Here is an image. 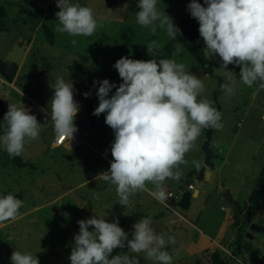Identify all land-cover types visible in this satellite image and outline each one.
Wrapping results in <instances>:
<instances>
[{"label":"rangeland","instance_id":"rangeland-1","mask_svg":"<svg viewBox=\"0 0 264 264\" xmlns=\"http://www.w3.org/2000/svg\"><path fill=\"white\" fill-rule=\"evenodd\" d=\"M21 1L23 5L20 6L25 8L23 12H19L18 4L11 7L8 0H0L1 53L6 49L8 60L16 63L23 54L25 45L30 42L22 58L21 76L15 81V86L3 85L2 89L7 90L8 94L0 95L1 106L8 110V104L15 102L20 105V102H25L33 106L38 104L44 109L47 106L50 108L56 78L68 77L73 82L74 99L79 104V112L74 118L78 129L76 134L94 148L103 150L105 147L110 150L114 134L104 123L106 114L96 116L94 123H86L88 115L84 109V95L81 92L85 80L69 73L68 65L81 55L96 59L92 75L88 79L92 81L106 74L122 56L135 58L148 55L146 45L152 40L158 43V53L161 52L169 38L159 27L153 35L148 28L135 22V13L140 10L137 7L138 0H112L114 4L110 8L105 6L106 0H70V3L91 7L98 21L100 17H107V20L103 21L104 27L89 37H72L55 31V13L59 11L57 6L53 7L56 5L55 0ZM201 1L203 4V0ZM32 2L39 8L36 9ZM188 3V0H157V8L170 16L178 27L179 20L190 15L187 11ZM73 39L77 40L75 46L71 43ZM198 41L204 50L202 38L199 37ZM9 48L14 50L11 55ZM174 52L173 47L172 54L167 59L184 63L189 72L200 78L205 85L204 92L197 100L207 98L212 101L213 107L217 108L216 105H219L221 109L223 129H212L209 147L220 159L225 157L226 164L222 175H229L234 162L238 161L239 169H233L234 177L229 179L225 188L232 190L233 200L242 212L246 210L242 209L245 205H241V199L246 200L247 197L254 201L247 205L255 204L253 215L248 221L244 222L238 218V223L243 226L244 231L247 230L243 243L252 244L250 248L243 249L234 256L233 240L229 246H224L225 249H220L213 240L208 239L207 236L213 237L218 228L222 229L224 235L227 234L228 224L237 217L233 213L232 205L228 204L229 211L225 212L220 203L205 201L204 193L200 192L197 198L191 197L187 209H181L173 203L178 200L181 189V183L177 179H167L162 185L167 199L170 200L165 202L166 205L155 200L149 192L142 191L130 196L133 203L131 208H123L118 204L119 197L115 187L108 190L107 182L104 183L106 189L100 188V180H93L89 184L81 183L94 174L96 166H105L106 163L99 158L95 149L83 143L71 150L66 147V143L51 146V137L55 132L49 119L40 124L38 139L26 144L24 152L18 156L25 162L24 165L10 167V162L14 164L11 160L0 164L3 167H0V196L18 195L20 200L24 201V206L19 209L21 216L16 221L0 224V264H11L10 256L14 250L35 254L39 264H70L68 257L74 242L73 236L79 232L78 220L95 215L97 218H104L106 222H113L116 218L120 223L125 215L132 212L152 215L160 211H166L167 214L159 219L150 217L151 227L157 234L174 236L175 243L165 247L172 256V264H213L211 254L214 251L220 259L227 260L228 264H264V233H257L249 227V222L255 226L264 225V91L257 94L256 85L248 87L239 81L240 70L235 72L227 69L236 75L235 92L229 97L222 91L215 101L212 92L217 85V78L204 74L195 56L184 48L176 55H173ZM210 60L216 76L225 81L222 72L216 71L221 64L219 56ZM45 63L46 66L41 65ZM96 89L91 91L94 108L99 103ZM20 91L24 93L22 96ZM112 92L113 89L109 96ZM25 94L30 100L24 97ZM204 136L205 129L195 141L192 150L185 154L189 163L180 165L182 177L194 172L195 166L191 163L193 160L202 162L201 143L205 139ZM231 139H234V143L228 151ZM3 150L0 146V161L3 160ZM146 186L153 188L151 184ZM208 189L216 197L215 186L211 185ZM167 191L173 195L171 198ZM210 193L208 192L209 195ZM97 195L99 199H96ZM197 220L200 221L198 226L194 225ZM91 230L90 226L89 231ZM201 247L209 249L200 251ZM123 254L131 253L127 249ZM138 256L140 264H158L148 260L145 253Z\"/></svg>","mask_w":264,"mask_h":264},{"label":"clouds","instance_id":"clouds-1","mask_svg":"<svg viewBox=\"0 0 264 264\" xmlns=\"http://www.w3.org/2000/svg\"><path fill=\"white\" fill-rule=\"evenodd\" d=\"M59 11L55 13V31L69 36H92L104 27L107 17L94 16L91 7L70 0H55ZM190 0L187 11L198 24L199 36L205 45L207 59H221L220 67L225 83L220 89L226 96L235 92L237 78L227 70L238 66L239 81L248 87L257 86V94L264 91V0ZM135 22L148 28L155 35L163 29L170 40H177L180 29L172 18L157 8V0H138ZM71 43L75 46L77 40ZM159 45L152 40L146 45L149 60H134L122 56L113 67L122 80L118 86L107 79L93 81L98 106L92 115L104 113V123L113 130L114 140L110 150L112 160L107 171L95 179L115 187L118 204L133 207L130 196L147 191L159 203L167 197L162 185L167 179L182 175L180 165H187L185 154L194 147L204 129L222 130V114L209 99L197 100L204 90L203 81L189 72L184 63L174 59H158ZM173 55L183 50L179 41ZM207 67V65H205ZM70 74H68L69 76ZM115 92L109 96L111 90ZM73 82L57 77L53 86L50 108L40 111L50 116L57 137L69 142L77 127L74 118L79 104L74 99ZM20 95L23 93L20 91ZM87 98L89 93H83ZM0 146L11 157L20 156L25 145L38 139L40 123L21 102L8 104V110L0 121ZM192 165L199 168L200 162ZM153 185L152 189L146 187ZM99 199V195L96 196ZM24 201L13 194L0 196V224L14 222L20 216ZM79 232L73 236L69 255L70 264H140L138 254L145 253L150 261L172 264V256L165 247L175 243L174 236L157 234L151 227V218H142L133 225L132 238L119 227L118 219L106 222L93 215L78 220ZM91 226L92 230L89 231ZM167 236V238H166ZM115 249H128L131 254L112 255ZM41 251V249H40ZM136 254V255H133ZM11 264H39L35 254L14 250Z\"/></svg>","mask_w":264,"mask_h":264},{"label":"trees","instance_id":"trees-1","mask_svg":"<svg viewBox=\"0 0 264 264\" xmlns=\"http://www.w3.org/2000/svg\"><path fill=\"white\" fill-rule=\"evenodd\" d=\"M106 1H107L106 3L107 5H110L112 3V0H106ZM188 1L190 2V0ZM197 2L202 4L201 0H197ZM10 3L12 4V2ZM18 4L20 3L18 2ZM20 8L22 11H24V8L22 6ZM178 28L180 29V34L177 36V40L169 39L163 45L162 51L158 53L157 58L158 59L168 58L171 54L173 46L179 41L181 44H183V48L185 49V51L195 56L196 61L199 64L204 74L210 77L217 78V85L213 89V92H212V96L214 100L216 101V96L222 92V90L220 89V85L222 83H225V81L222 80L220 77L216 76L211 60L206 58L203 48L198 41L200 37L199 32H198V28H199L198 22L194 18H192L190 15H188L179 20ZM48 39H50V34H49ZM103 39H106V37H103ZM152 58H153L152 56L146 55V56H139V57L130 58V59L146 61ZM95 64H96V59L91 58L89 56L81 55V56H78L76 60L72 61L67 67V70L69 73L77 76L81 80H85L83 86L81 87L82 94L89 93L91 87L93 86L94 80L101 81L103 79L109 80L111 78L119 77L118 72L113 67L103 76H98L92 81L88 80L91 74L92 68L95 66ZM9 65L12 68L10 72H6V73L3 71L1 72L7 81L12 80L15 70H16L15 63H9ZM205 65H207V67ZM228 69H231L232 71H235V72H238L240 70L238 66H233V65H229ZM84 105H85L84 107H85L86 112L88 113L90 120L93 121L95 116L92 115L94 108H93L90 96H88L87 98L84 96ZM216 107H217L216 109L222 114L219 105H216ZM4 114H5V110L0 104V118H2V120H3ZM211 135H212V129L211 128L205 129V138L210 139ZM10 160L17 166H22L25 164V162L18 156L14 158L10 156ZM165 214H167L166 211H162V212L160 211L152 215L132 212L130 214L125 215L120 221L118 226L121 227L125 232H127L129 234V239H131L132 238L131 234L133 232L132 226L137 220L141 218H149V217L155 218L158 216H164ZM248 214H249V217L253 215L251 211H249ZM238 220H239L238 217H236L235 223H234L235 224V238L233 242L234 248L232 250L233 255L238 254L243 249L248 250L250 246L249 244L243 243L244 229H243V226L240 223H238ZM258 228L259 230L257 231V233H264V225H260L258 226ZM126 251L127 249H115L113 250L112 255L123 254ZM211 260L213 264H228L227 260H224V259L222 260L218 257V253L216 251L212 252Z\"/></svg>","mask_w":264,"mask_h":264},{"label":"crops","instance_id":"crops-1","mask_svg":"<svg viewBox=\"0 0 264 264\" xmlns=\"http://www.w3.org/2000/svg\"><path fill=\"white\" fill-rule=\"evenodd\" d=\"M16 1H18V0H8V3L10 4V6L11 7H13V6H16L17 4H18V2H16ZM28 1H32V0H27V2ZM49 0H47V2H48ZM10 2H12V4L10 3ZM22 1L20 0L19 1V3L20 4H22L21 3ZM113 2H115L114 0H113ZM7 3V4H8ZM8 4V5H9ZM20 4H18L19 6H20ZM24 4H26V5H28V3H24ZM32 4H33V2H32ZM112 4H114V3H111L110 5H106V3H105V6L107 7V8H110L111 7V5ZM23 5V4H22ZM25 5V6H26ZM33 5H35L36 7V9H37V7L39 8V6L36 4V3H34ZM21 7V6H20ZM24 10H25V8H24ZM19 12H23L22 10H21V8H19ZM38 28V25H36L35 26V29H37ZM199 40V39H198ZM29 43L30 42H27V44L25 45V48H24V50H23V54H21V56L18 58V60H17V62L15 63V62H11L12 60H8V58H7V54H5V52H6V49H4V52H3V54L1 53V51H0V59L1 60H4V61H6L7 63H8V65H9V63H15L16 64V70H15V73H14V76H13V78H12V80L11 81H7L6 80V78L4 77V75L0 72V95L1 96H6L7 94H8V92H7V90H3L2 88H3V85L4 84H8L9 86H12V87H14L15 86V81L17 80V78L18 77H20L21 76V74H20V71H21V68H22V63H23V61H22V58H23V55L26 53V50H27V48L29 47ZM174 47V46H173ZM10 49V48H9ZM173 49V48H172ZM12 51H14L12 48L10 49V53H9V55H11L13 52ZM171 54H172V51H171ZM171 54H170V56H171ZM169 56V57H170ZM168 57V58H169ZM162 59H167V58H162ZM42 66L44 65V66H46L47 64L45 63V64H41ZM41 65L39 66V68L41 67ZM10 66V65H9ZM11 67V66H10ZM44 72L46 71V69L45 70H43ZM92 72H93V68H92V71H91V74H90V76L92 75ZM110 83H114V84H116V85H119L120 83H122V80H121V78L120 77H116V78H111V79H109L108 80ZM99 87V84L97 83L95 86L93 85L92 87H91V89H90V91H89V96H90V98H91V101H92V105H93V103L95 104V102H94V100H93V98L91 97V94H92V90H94V89H96V88H98ZM115 92V88H113V92L112 93H114ZM24 94V93H23ZM26 96V94L24 95V97ZM26 98H28L27 96H26ZM29 99V98H28ZM13 104H16L15 102L13 103ZM17 105V104H16ZM95 106V105H94ZM94 106H93V108H94ZM84 109H85V107H84ZM95 109V108H94ZM5 110V113L7 112V110L6 109H4ZM85 112H86V110H85ZM87 113V112H86ZM87 115H88V113H87ZM50 119V118H49ZM49 119H47V120H49ZM46 120V121H47ZM95 120H96V116L94 117V120L92 121V120H90V118H89V116H88V119L86 120V123H89V122H91V123H94L95 122ZM0 121H2V118H0ZM46 121H40L39 123L41 124V123H43V122H46ZM3 134V131L0 133V135H2ZM55 136V133L52 135V137H51V141H50V144H51V146H57V145H53V137ZM114 137H112V139H113ZM204 138H205V136H204ZM64 143H66V147L67 148H69L70 150L71 149H74L75 147H78V146H80L82 143L83 144H85V145H87V146H89V148H92V149H95V152H96V154L99 156V158H101L105 163H106V165L104 166V164H103V166H96L97 168L94 170V174H91V175H89L86 179H84L83 181H81V183H84V184H89L91 181H93V180H98V179H95V177L99 174V173H101L102 171H107L108 170V168H109V164H110V161L113 159L112 158V156H111V150H109L108 148H105L104 147V149L103 150H99V148H94L93 146H91V144L90 143H88V142H86L84 139H82V138H80L79 137V135H77L76 133H74V138L69 142L68 140H66L65 139V141L62 143V144H64ZM211 143V141H210V139H209V144ZM234 143V139H231L230 141H229V146H228V151H230L231 150V146H232V144ZM61 144V145H62ZM104 146L106 145L105 143L103 144ZM212 151V150H211ZM228 151H227V153H228ZM86 152V150L84 151V153ZM2 158H3V160L2 161H0V164H2V162H4L5 160H7V161H9L10 160V156H9V154L5 151V150H3V153H2ZM212 161H213V163H214V169H215V171H216V173H217V175H218V180L223 184V186L225 187V185H226V183L229 181V179H231L232 177H234V172H233V169L234 170H236V169H239V164H238V161H235L234 162V164H233V168H232V170H231V172L229 173V175H222V173L224 172V170H225V164H226V161H225V157L224 158H221L220 159V156L218 155V154H216V153H213V151H212ZM103 162V163H104ZM202 162H200V164H201ZM9 165H11L10 167H12V166H14L15 164H12L11 162H10V164ZM6 166V165H5ZM1 168H3L2 167V165L0 166ZM196 167L194 168V172H192V174L193 173H195L196 172ZM211 176H212V174H211V170L210 169H208L207 167L205 168V170H204V177H203V179L202 180H200V181H195L194 182V188L192 189V190H190V193H191V195H190V199H189V205H190V203H191V197H193V198H197V196L200 194V192H203L204 193V195H205V201L206 200H208V201H210V200H213L214 202H218V203H220V207L225 211V212H227V211H229V206H230V203H228L226 200H225V198H224V196L221 194V193H218L217 191H216V187H215V191H216V193H217V195H216V197H215V195L213 194V192L212 191H210L208 188H211V185L212 186H214V184L211 182V180H210V178H211ZM223 178L225 179V180H223ZM168 180H171V179H168ZM173 180V179H172ZM101 181V180H100ZM104 181H101V185H100V188L101 189H106V185H104ZM105 187V188H104ZM147 187V186H146ZM148 188V187H147ZM181 188V187H180ZM180 191H181V189H180ZM230 191V194H231V192H232V190H229ZM168 192H170V191H167V193ZM208 192H211L210 193V195L208 194ZM207 194H208V196H207ZM179 195H180V193H179ZM179 195H178V197H179ZM168 196H170L169 198H171L173 195L171 194V195H168ZM218 196H220V197H218ZM16 198H18V199H20V196H18V195H16L15 196ZM166 197H167V194H166ZM231 197H232V194H231ZM168 198V197H167ZM178 199V198H177ZM232 199H233V197H232ZM241 199V198H240ZM166 201L167 202H169L170 200L169 199H166ZM165 201V202H166ZM166 202V203H167ZM241 202H242V204L241 205H245L246 206V208H245V206H242V209H245L246 211L245 212H249V211H251V212H253L254 211V206H255V204L253 205V206H247V205H249V204H251V203H254V201H252V200H250V198H247L246 197V200L245 199H241ZM166 203H163V205H166ZM173 203H176V201L175 202H173ZM228 204H229V206H228ZM189 207V206H188ZM187 207V208H188ZM186 208V209H187ZM232 208V207H231ZM204 210V209H203ZM248 210V211H247ZM28 211V210H27ZM173 211V210H172ZM175 212V211H174ZM178 214V213H177ZM161 217H163V216H158V218L157 217H155V218H157V219H159V218H161ZM199 217H200V215H199ZM235 220V219H234ZM234 220H232L229 224H228V229H227V234H225L224 235V233H222L221 232V228H218V229H216L215 230V234H214V236L213 237H211V238H209V236H207L208 237V239H211V240H213L214 241V243L217 245V247H219L220 249H225V247L224 246H229V244L232 242V240H233V242H234V238H235V221ZM4 223H6V222H4ZM198 223H200V221L199 220H197L196 221V223L194 224V225H196V226H198ZM220 226V225H219ZM245 231H247V230H245ZM244 231V234L246 233ZM255 231V230H254ZM257 232V231H256ZM249 244V243H248ZM252 245V244H251ZM250 245V246H251ZM250 246H249V248H250ZM205 249H209V248H203V247H201V249H200V251H202V250H205ZM241 252V251H240ZM239 252V253H240ZM238 253V254H239ZM237 255V254H236ZM235 256V255H234ZM233 256V257H234ZM232 257V258H233ZM244 264V263H243Z\"/></svg>","mask_w":264,"mask_h":264},{"label":"water","instance_id":"water-1","mask_svg":"<svg viewBox=\"0 0 264 264\" xmlns=\"http://www.w3.org/2000/svg\"><path fill=\"white\" fill-rule=\"evenodd\" d=\"M11 67L8 65V63L4 60L0 59V72H10ZM201 152H202V163L201 166L197 168L196 172L194 174H190L186 177L180 176L177 178V181L181 183V191L180 195L178 197V200L176 203H174L177 207L181 209H186L189 206V199H190V189L187 188L188 184H192L195 181H200L204 177V170L207 167L211 170V182L216 187L217 191L221 193L225 200L229 202L232 205L233 213L235 216H237L239 219H241L244 222H247L249 219V214L247 212H242L239 205L234 201L231 197L230 191L223 186V184L218 180V175L214 169V163L212 161V151L209 147V139L205 138L203 142L201 143ZM249 227L255 231H258V226H255L253 223H249Z\"/></svg>","mask_w":264,"mask_h":264},{"label":"built area","instance_id":"built-area-1","mask_svg":"<svg viewBox=\"0 0 264 264\" xmlns=\"http://www.w3.org/2000/svg\"><path fill=\"white\" fill-rule=\"evenodd\" d=\"M56 5L54 4L53 7H55ZM28 99V98H26ZM30 100V99H28ZM25 107H27L30 110V114L35 115L38 122L40 121H46L47 119L50 118L49 117H45V115L40 111V109H42V107L38 104H35L34 106L31 103H25V102H21ZM19 106V104H17ZM65 141L64 138H59L56 136L53 137V145H61L63 142ZM187 188L192 190L194 188V182L192 184H188ZM168 195H171V192H168Z\"/></svg>","mask_w":264,"mask_h":264},{"label":"flooded vegetation","instance_id":"flooded-vegetation-1","mask_svg":"<svg viewBox=\"0 0 264 264\" xmlns=\"http://www.w3.org/2000/svg\"><path fill=\"white\" fill-rule=\"evenodd\" d=\"M250 223V222H249Z\"/></svg>","mask_w":264,"mask_h":264}]
</instances>
